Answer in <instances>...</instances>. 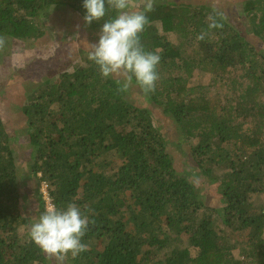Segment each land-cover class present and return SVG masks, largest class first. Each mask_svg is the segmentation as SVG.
Listing matches in <instances>:
<instances>
[{
	"label": "trees",
	"instance_id": "16d2710c",
	"mask_svg": "<svg viewBox=\"0 0 264 264\" xmlns=\"http://www.w3.org/2000/svg\"><path fill=\"white\" fill-rule=\"evenodd\" d=\"M83 2L0 0L2 51L37 45L53 9L91 32L117 15L108 7L87 25ZM242 3L246 34L211 5L156 0L140 37L161 57L154 93L135 78L119 92L89 55L73 72L25 85L23 160L0 117V264H55L30 238L46 209L43 183L54 206L75 203L94 221L88 250L65 264H264V0ZM216 12L223 27L209 29ZM175 150L217 200L180 173Z\"/></svg>",
	"mask_w": 264,
	"mask_h": 264
},
{
	"label": "clouds",
	"instance_id": "9594fccd",
	"mask_svg": "<svg viewBox=\"0 0 264 264\" xmlns=\"http://www.w3.org/2000/svg\"><path fill=\"white\" fill-rule=\"evenodd\" d=\"M156 0H84L86 9L84 20L87 25L102 20L108 7L116 10L117 15L106 21L99 34L98 43L92 44L89 59L98 65L104 78H117L118 91L128 92L136 86L145 93H154L159 80L158 65L161 57L151 51H145L141 43V33L149 25L148 13L155 10ZM107 5V7H106ZM215 11V10H214ZM223 14L216 12L210 16L209 29L222 28L216 17ZM207 33H201L197 39L203 40ZM6 46V38L0 36V51ZM89 216L82 213L75 203L66 208L48 206L31 224V240L55 264H65L69 255L73 258L88 250L82 242L88 231Z\"/></svg>",
	"mask_w": 264,
	"mask_h": 264
},
{
	"label": "rangeland",
	"instance_id": "374dc122",
	"mask_svg": "<svg viewBox=\"0 0 264 264\" xmlns=\"http://www.w3.org/2000/svg\"><path fill=\"white\" fill-rule=\"evenodd\" d=\"M177 1V0H176ZM243 0H181V2L191 4L211 5L216 10L225 12L230 23L246 34L249 22L242 13ZM46 35L37 41V45L31 44L12 45L8 53H0V117L4 121L9 133L13 136L16 154L23 160V152L26 149L28 138L25 135L24 116L21 112L22 105L25 103L29 92V83H34L47 78L57 79L62 72H73V67H81L82 59L89 55L92 50V44L98 42L100 32H91L83 20L69 9H53L50 19L45 28ZM172 39H177L172 36ZM198 80V85L203 84V80ZM230 85L221 87L218 96H222L224 90H229ZM133 98L140 104L143 103L142 97L137 93ZM218 102V101H217ZM157 118L161 120L162 130L167 136H174L173 126L160 113H156ZM176 151V150H175ZM179 156L175 163L180 173L185 174L196 184L198 188L211 191L208 195L209 201L217 200L214 196L219 194L215 185L201 183L198 176V170L195 165H191L186 158L181 157V152L176 151ZM41 194L46 202V207L53 206L52 200L48 197L47 184L41 185ZM32 189H36L35 183H32ZM30 187V188H31ZM34 217L32 223H34ZM238 254V251H236Z\"/></svg>",
	"mask_w": 264,
	"mask_h": 264
},
{
	"label": "built area",
	"instance_id": "2783aa9c",
	"mask_svg": "<svg viewBox=\"0 0 264 264\" xmlns=\"http://www.w3.org/2000/svg\"><path fill=\"white\" fill-rule=\"evenodd\" d=\"M48 197H49V195H48Z\"/></svg>",
	"mask_w": 264,
	"mask_h": 264
}]
</instances>
